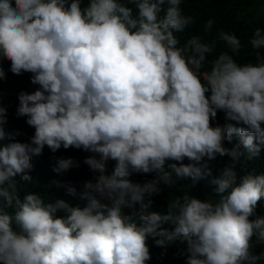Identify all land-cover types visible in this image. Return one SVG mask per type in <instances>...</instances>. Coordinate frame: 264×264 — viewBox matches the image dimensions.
Wrapping results in <instances>:
<instances>
[{
    "label": "clouds",
    "instance_id": "obj_1",
    "mask_svg": "<svg viewBox=\"0 0 264 264\" xmlns=\"http://www.w3.org/2000/svg\"><path fill=\"white\" fill-rule=\"evenodd\" d=\"M184 3L0 0V80L7 60L38 85L18 95L29 142H5L0 106V264H147L150 238L162 249L183 244L185 264H264V251H253L254 237L264 244V174L237 172L264 147V28L246 41L223 29L213 36L209 18L192 31ZM249 47L256 62L238 63ZM218 112L226 124L213 125ZM45 146L92 153L83 207L18 195L17 178L32 179ZM217 156L229 161L211 180L214 198L185 192L154 209L161 185L211 177ZM73 167L61 157L53 171ZM66 192L76 195L71 185Z\"/></svg>",
    "mask_w": 264,
    "mask_h": 264
},
{
    "label": "trees",
    "instance_id": "obj_2",
    "mask_svg": "<svg viewBox=\"0 0 264 264\" xmlns=\"http://www.w3.org/2000/svg\"><path fill=\"white\" fill-rule=\"evenodd\" d=\"M187 14H191L196 19V25L192 31L203 32V25L212 18L216 21L213 26L212 35H215L217 29L225 31H233L242 41H246L251 35L252 28L260 26L264 28V0H186L182 5ZM219 50V49H218ZM238 63H255V57L252 50L245 48L242 53L235 57ZM2 67L5 71V79L0 80V106L7 111V122L4 130L7 142L12 139L19 142H29L30 137L34 134V129L27 125L26 117H18L16 110L19 104L18 95L20 92H32L38 85L31 83V73L24 72L15 75L10 71V62L2 61ZM213 125L226 124L223 112H218L217 117L212 121ZM237 143L234 137L232 142L225 141V146L231 148ZM92 153L76 148L64 149L61 147L53 153L47 146L44 147L40 156L32 157V169L29 175L31 180L25 181L17 178V191L21 199L28 193L40 194L45 200L53 202L56 199H64L71 205L83 207L86 201L80 198L83 191V184L86 180L93 179L94 173L89 170L88 166L83 163L86 156ZM71 157L79 163V167H73L66 172L56 173L53 167L57 158ZM229 161V157L217 156L215 160L209 161V167L212 169V176L202 179L196 183L191 180H177L176 184L169 187L161 185L162 191L159 195L153 197L154 209L163 211L167 207L170 198L174 196H182L187 192L191 196L200 199L214 198L215 185L211 183L213 177L219 175L222 167ZM187 162V161H185ZM114 161L108 162V169L111 170ZM238 176L246 172H255L264 174V147L257 157L252 160L242 158V165H237ZM136 182H144L152 179V174H134L131 177ZM53 181H58L62 185L57 187ZM71 185L76 189V195L72 196L66 192V186ZM256 214L264 216V199L258 202ZM253 251L260 253L264 251V244L257 243L253 238ZM148 246L151 253V259L147 264H185V257L179 255L180 249L184 245L177 242L167 248L156 246L152 239L148 240Z\"/></svg>",
    "mask_w": 264,
    "mask_h": 264
}]
</instances>
